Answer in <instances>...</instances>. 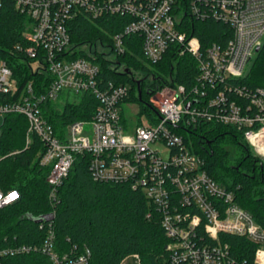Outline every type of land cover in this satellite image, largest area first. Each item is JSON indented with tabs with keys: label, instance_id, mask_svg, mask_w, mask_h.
<instances>
[{
	"label": "built area",
	"instance_id": "built-area-1",
	"mask_svg": "<svg viewBox=\"0 0 264 264\" xmlns=\"http://www.w3.org/2000/svg\"><path fill=\"white\" fill-rule=\"evenodd\" d=\"M4 1L0 0V12ZM13 1L31 17L27 45L19 43L17 48L32 60V70L43 76V88H37L35 80L20 88L13 69L0 57V116L26 117L25 148L33 135L42 141L39 160L50 168L51 204L55 207L59 202L58 189L77 156L87 155L94 180L142 188L161 215L170 239L166 249L171 264H264V227L235 200L233 191L209 175L204 159L189 148L180 132L198 131L208 124L234 127L264 161V83H252L260 79L254 63L264 47V0ZM80 14L93 18L120 14L129 21L111 41L75 45L68 24ZM210 18L229 24L225 42L203 45L193 34L194 20ZM136 34L150 62H159L169 52L191 54L198 67L192 83L173 84L170 77L161 83L152 72L148 80L141 76L147 68H128L119 56L127 52V36ZM102 61L111 72L134 75L136 94L145 108L141 104L142 119L132 129L123 110L124 104L135 102L129 99L132 84L105 78ZM142 85L148 95L145 102ZM85 93L97 99L91 117L56 128L46 114L49 103L60 109ZM13 192L0 186V207L18 197ZM40 226L47 227L40 243L0 246V264L34 251L47 255L52 264L90 263L88 247L81 252L56 249L52 220ZM221 233L253 243L252 258L236 256ZM139 262V255L132 254L121 264Z\"/></svg>",
	"mask_w": 264,
	"mask_h": 264
},
{
	"label": "trees",
	"instance_id": "trees-1",
	"mask_svg": "<svg viewBox=\"0 0 264 264\" xmlns=\"http://www.w3.org/2000/svg\"><path fill=\"white\" fill-rule=\"evenodd\" d=\"M31 17L20 12L13 0H5L0 12V57L13 69L14 76L22 88L30 80L41 87L43 76L34 72L31 59L17 48L27 45L25 32ZM129 21L128 16L115 14L97 18L80 14L69 21L72 42L111 41L114 33L120 32ZM193 34L203 45L225 42L230 36L228 23L214 18L193 21ZM127 52L119 56L130 69L147 68L159 82L190 85L198 72L197 61L191 54L174 56L167 53L159 62L148 61L142 52V38L127 36ZM147 64L156 68H148ZM255 72L260 79L252 82L264 83V47L255 63ZM105 78L132 84L131 100L140 102L136 94L133 76L111 72L107 62L102 61ZM142 85L141 100H147ZM142 104V108L145 106ZM97 106V99L85 93L77 100L67 101L57 109L49 103L46 114L56 128H61L77 119H88ZM0 144V186L4 191L15 190L18 197L0 207V246L18 243H40L47 227L40 226L36 218L54 214L51 219L56 233V249L63 253L76 248L81 252L91 250L89 264H121L132 254H138L139 264H171L166 245L170 239L161 223V215L147 199L142 188H133L126 183L94 180L91 176L87 155H78L68 176L58 189L59 202L54 207L49 198L47 182L49 166L40 164L42 141L33 135L31 145L25 148L28 127L24 115L10 113L4 116ZM189 148L204 159L203 168L217 182L234 192L235 200L247 209L264 227V161L252 150L242 133L234 127L208 124L198 131H180ZM236 163H238L236 165ZM247 164L248 171L242 170ZM259 164V166H258ZM259 168V169H258ZM259 172V178L257 177ZM262 193V194H260ZM205 238V236H204ZM222 240L230 243L233 253L250 260L255 245L240 235L221 233ZM8 264H52L49 257L40 251L9 257Z\"/></svg>",
	"mask_w": 264,
	"mask_h": 264
},
{
	"label": "rangeland",
	"instance_id": "rangeland-1",
	"mask_svg": "<svg viewBox=\"0 0 264 264\" xmlns=\"http://www.w3.org/2000/svg\"><path fill=\"white\" fill-rule=\"evenodd\" d=\"M148 68H151V69H154V72L156 70V68L152 67L151 65L147 64ZM157 71V70H156ZM141 76H145L146 79H150L151 78V75L150 74H147V72H141ZM65 99V96L64 94L60 97V100L63 101ZM61 105H63V103H60ZM140 109H141V103L138 102V101H135V102H130L129 104H124L123 105V110H124V116H125V119L129 122V125H130V128L132 129V127L142 119L141 117V114H140ZM4 116H0V126L3 124L4 122ZM86 128L87 129H90L91 128V125L90 124H87L86 125ZM128 128V130L130 129ZM1 138H2V133L0 131V144H1ZM238 163H236L237 165ZM247 164L243 165L242 167V170H249L248 167H246ZM259 166V164H258ZM259 169V168H258ZM257 177L259 178V172H257ZM259 186H261L262 188H264V183L262 184L261 182H259ZM12 191H15V190H12ZM262 194V193H260Z\"/></svg>",
	"mask_w": 264,
	"mask_h": 264
},
{
	"label": "water",
	"instance_id": "water-1",
	"mask_svg": "<svg viewBox=\"0 0 264 264\" xmlns=\"http://www.w3.org/2000/svg\"><path fill=\"white\" fill-rule=\"evenodd\" d=\"M17 194H18L17 191L13 192V196H16ZM53 218H54V214L50 213V214L42 215V216L36 218V221L41 222L42 220H51Z\"/></svg>",
	"mask_w": 264,
	"mask_h": 264
}]
</instances>
